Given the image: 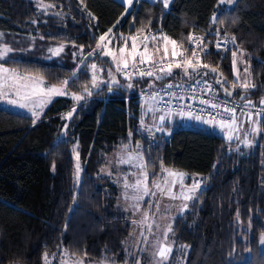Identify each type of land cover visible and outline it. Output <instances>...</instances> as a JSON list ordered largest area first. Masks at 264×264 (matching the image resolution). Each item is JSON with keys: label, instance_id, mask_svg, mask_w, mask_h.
Here are the masks:
<instances>
[{"label": "trees", "instance_id": "16d2710c", "mask_svg": "<svg viewBox=\"0 0 264 264\" xmlns=\"http://www.w3.org/2000/svg\"><path fill=\"white\" fill-rule=\"evenodd\" d=\"M217 1L174 0L165 10L160 1L138 0L122 19L124 7L118 0H0V32L21 38L20 57L4 61L9 67L37 74L48 84H61L76 71L78 78L67 90L85 94L95 60L100 67L96 74L105 81L70 120L61 117L77 105L71 96L54 98L35 127L32 118L0 107V264L15 260L43 264L45 253L47 261L51 258L58 264L64 252L73 259L82 257L84 264H100L108 258L125 263L123 246L131 221L117 203L116 187L98 173L118 146L136 144L138 139L145 160L151 157L150 179L161 176V161L166 168L186 173L188 182L192 174L204 178L199 199L189 201V209L172 221L173 240L188 246L184 264H264V144L241 156L237 141L204 128L181 126L150 140L137 131L140 102L134 96L150 83H163L174 75L162 80L133 78L138 85L133 90L109 92V69L121 84L128 80L116 73L112 60L102 52L87 55L118 20L122 32L163 30L179 45L187 43L189 33L211 29L213 37L219 28L220 37L235 35L236 45L219 54L210 47L200 59L217 73L192 77L219 87L215 81L222 74L227 80L224 87L231 88L236 79L231 53L237 51L240 57L242 51L257 85L247 98L260 101L264 98V0H236L229 9H216ZM214 12L218 19L213 25ZM59 44H65L63 51L46 60L47 49ZM81 58L85 64L78 69ZM242 92L238 87L233 96L241 98ZM65 123L70 125L66 137L61 135ZM77 144L79 184L74 182L72 154Z\"/></svg>", "mask_w": 264, "mask_h": 264}, {"label": "snow or ice", "instance_id": "6c2138e0", "mask_svg": "<svg viewBox=\"0 0 264 264\" xmlns=\"http://www.w3.org/2000/svg\"><path fill=\"white\" fill-rule=\"evenodd\" d=\"M156 2V0H154ZM236 0H219V5H222L224 3L227 4H234ZM81 3H83V0H81ZM136 3V0H122L121 6L124 7V13L121 14V18L123 19L127 14L131 13L132 6ZM171 3H174V0H163V6L164 9L167 10L169 9V6ZM89 17L92 20H95V17L89 13ZM218 16L214 12V15L212 17V24L214 25L217 22ZM225 21H220L221 24H223ZM33 23H36V21H33ZM120 23V20L117 21V25ZM115 27V25L113 26ZM113 29L109 28L107 32H105L103 35L99 37V41L97 43V48L94 49L92 52H89L87 55L88 57H91L95 54L101 53L105 56H111L112 60L116 62V71L121 72L122 75L125 77L126 80H128V83L126 85L121 84L120 81L116 78V76L113 74L111 69L108 70V76L109 80L106 82V86L108 88L109 92H113L114 90H119V89H127V90H133L136 88L138 85L134 84L132 82V78L134 76H139L141 78L147 76V77H153L155 76L156 80H162L165 77L171 76L173 74V68H181L184 71V75L189 77L190 79L193 78L192 74L195 73L197 76H204L207 77L210 73H217V68H212L210 67L209 64L202 63L200 56L201 55H208L210 53L208 44L204 43V37H194L192 33H189L187 35V40L190 42L189 47H191L192 50V57H195V62H193V59L191 58H184L183 60H176L175 58L180 56L183 57L187 49H184V51H178L179 48H183V45H177V41L174 39H170L167 35H164L162 37L163 41L165 42V47H164V56L160 58L158 61V64L161 65L158 67V72L155 70H148V71H142L137 69L134 72H128V71H122V69H128L129 68V62L128 60L124 59L123 54L125 53V48L120 47L119 52L121 56L119 59L117 58L116 54L112 51L107 49L106 46L103 47L101 46V42L105 40L107 36H109L110 33H112ZM138 32H143V29H139ZM207 34H211V29L208 30ZM3 34H0L2 36ZM215 36L217 37V40L215 42L216 46V53L219 54L220 50L223 48L225 52L228 50L229 45L231 44L232 46L236 45V36L233 35L231 39L227 37L225 34L224 39H220L219 37L221 36V29H216L215 31ZM43 39V37H41ZM130 39L132 40V46H131V51L129 52V56L133 58L132 62V67H136V62H135V57L137 55L140 56V63L144 64L147 63L148 61H152L153 57L149 52L148 45L147 43H144V51L137 53V48H138V37L137 36H131ZM144 41L146 42L149 37L144 36L143 37ZM152 40H155L156 37L153 36L151 37ZM172 45V51H171V57L173 58L172 62H169L167 64L164 63V61L168 58V44ZM195 44L196 46H193ZM64 46L60 45L59 48L53 50L49 49L50 52H52V56H58L62 51H63ZM82 49V46H81ZM13 48L9 47L7 43H4L3 45H0V59L4 58L7 56L8 53L12 52ZM159 49H157V52ZM232 73L235 76V81L231 85V90L229 88L224 87V84L227 83V80L223 77L221 74L219 78L216 79V83L220 85V87L223 89L225 95L227 96H232L233 91L237 89L238 87L243 90L242 95H241V100L244 101V104L241 108V112H244V109H251V108H256V105L253 103L251 99H248V95L250 94L251 91H254L257 89V85L252 82V72L250 70V67H244L243 69V81L241 77V73L239 69L237 68V51H232ZM244 56V53L241 51L240 53V63L244 64L246 61L242 58ZM52 58V57H49ZM73 58L76 59V53H73ZM223 59V57H221ZM85 64L84 58L80 59V63L77 65V68L80 69L82 65ZM91 69L93 70V74L91 77V86L88 87L87 85L84 86V93L85 94H79L77 92H71L69 93L67 90V86L72 83L74 79L78 78V72L73 71L71 73V76L68 79H65L61 82V85L58 87L56 85H52L50 87H44V80L42 77H33L31 74H26V75H20L18 73V70L16 69H9L3 66V64H0V99H5L8 94L14 93L17 97H20L24 102L20 103V100L17 99H12L9 100L8 103L11 105H18L21 108L28 109L31 112V117H32V126L35 127L38 122L41 119V114L44 112L45 106L52 100L53 97L57 96H66V95H71L73 100L77 102V105L74 106L70 111H68L62 119L65 120H70L73 118L74 113L78 112L79 107H83L87 105L88 102V97H92L94 94H98V90H100V85L105 83L104 80L100 79L97 74H96V69H97V64L93 63L91 64ZM208 69L209 71L207 72H200V69ZM102 70V69H101ZM191 70V71H190ZM242 81V82H241ZM196 83H201L199 79L196 80ZM203 84L207 85L206 91H212L214 92L215 89L212 88V85L209 84L207 79H204L202 81ZM149 88H152L153 85L150 83L148 85ZM172 85L168 84L165 85L164 88H171ZM179 87V86H178ZM164 88H162L160 91L164 92ZM194 91V89H193ZM141 95H145L144 90H141ZM160 94L159 92H153L152 93V99H156ZM165 96H173L175 99L183 102L185 97L183 95H177L176 93H168L164 92ZM189 99L195 100L199 99L196 96H191ZM83 101V105H80L79 102ZM161 101L163 103H166L168 105H171L172 101L167 100L163 101L161 98ZM199 102L204 105H208L212 109H219L223 107V111L227 112L230 114V119H217L216 116L217 114H209L210 118L208 119H202L201 116L197 115L193 117L195 120L200 121L202 123L211 125L215 127L216 125H219L220 129H227V131L224 132V136L227 138L229 142L233 140H238L240 143L245 145V147H250L254 141L249 139V133L251 134H257L258 132L264 130L260 128V125L262 123V117H264V107L259 108L256 110L255 114L252 111H248L246 113L247 120L249 121V128L246 129L243 133L244 138L241 140L240 139V128L243 127L244 122L240 121L239 124H237V109L234 107L228 106L226 103L221 105L220 103H215L211 100H205V99H199ZM260 105H264V98H261L259 101ZM190 107V106H189ZM147 111H154V108L150 105L147 109ZM169 111H173V109H169ZM201 111H204V109H201ZM180 115H186L188 117H192L191 111L185 112L183 110V107L180 108L179 111ZM255 115V119H253V116ZM165 119V116H160L159 120L163 121ZM70 125L68 123L64 124V131L61 133L62 136H67V131L69 129ZM157 131H163L162 127H157ZM139 132L147 131L149 133L152 132V126L145 125L143 116L141 117V125L140 128L137 129ZM132 136V131L129 132V137ZM150 140H155L154 136L149 137ZM78 148V144L73 148V156L76 161L75 163V173H74V182L76 184H79L81 182V172H82V167H81V162H80V154L76 150ZM122 148L124 150H127L129 148L128 144L122 145ZM141 145L137 143L136 149H140ZM238 150V149H237ZM151 157H149V160H145V156L143 152L140 151H126L123 156L120 157L118 160V163L120 164H129L134 168L140 169L139 175H137L136 172H130L124 176L123 179V188L125 191L122 193L124 198L126 200H131L133 203L129 205V207L133 208L135 212L141 211V206H140V201L144 200L145 196H156V191L150 190L148 186V176L149 172L147 170L148 168V163L150 162ZM135 161H138L139 163H134ZM216 165H214V168ZM53 170L55 169V163L52 165ZM161 170L163 172H167L169 176L175 178L179 177L180 178V191L179 194L177 195L172 191V188L169 187L167 189L163 188L160 183H155V188L159 190V192L164 195V196H169L171 199L176 200V199H182L184 203L182 206L178 209L180 214H183L186 210L189 209V201L195 202L196 200L199 199V195L203 193L205 190V183H204V178L203 177H197L193 176L191 177L192 179V184L190 186H186L184 181L188 179V175L184 172H179V171H172L170 169L164 168L163 166V161H161ZM102 172L104 171L103 169L101 170ZM108 175H111L109 172ZM129 176L135 177L134 182L129 181ZM140 177H143L141 179ZM168 181L165 180V184H167ZM176 180H172V185L175 186ZM131 189L135 195H129L128 191ZM75 199V198H74ZM149 205H152L155 203V206L157 208L160 207V202L157 201H152L149 200L147 201ZM127 211V209H126ZM237 220H239V212H237ZM149 221V213L147 210L144 211L143 213V219L142 220H133V224H147L148 225V231L152 232V223H148ZM154 223V222H153ZM159 226L157 225V228ZM251 227V225H249ZM172 225L169 224L168 227L164 230L163 232V240H155V242L151 245L152 247V252L151 256L153 260L155 261V264H166V262L169 261L170 254L173 251V246L171 244H166L164 241L168 240L169 234L172 233ZM131 235V234H130ZM140 235L143 237L144 243L148 244L149 243V237L144 235L143 229H141ZM261 242L264 243V235L261 236ZM139 243V240L137 241ZM184 247V246H181ZM67 251V250H65ZM140 252H148V248H140ZM126 255L132 257V260L134 261V264H142L141 258L137 255L136 251L125 249ZM72 256H76L75 253L71 254ZM85 256L87 253L84 254ZM158 258V259H157ZM45 264H47V254H44L43 257ZM111 260V258H108L107 260L101 261V264H108V261ZM12 264H19V260L12 261ZM64 264H68L67 261H64ZM72 264H84V260L82 257H76L75 260L72 261ZM125 264H129L128 261L125 262Z\"/></svg>", "mask_w": 264, "mask_h": 264}, {"label": "rangeland", "instance_id": "374dc122", "mask_svg": "<svg viewBox=\"0 0 264 264\" xmlns=\"http://www.w3.org/2000/svg\"><path fill=\"white\" fill-rule=\"evenodd\" d=\"M118 1H120L122 3V0H118ZM136 1H138V0H136ZM218 4H219V0L217 1L216 9H218L220 7H223L225 9H229L234 5V4L224 3L222 5H219V7H218ZM121 25H122V22H120L118 25L116 24L115 27H113V26L110 27L113 29V31H112V33L109 34V36H107L105 38V40L103 42H101V46H102V49L104 46H106L107 49L112 50L116 54L118 59L121 56L119 49H120V47H124L125 53L123 54V57H124V59L128 60V62H130V60L132 59V57L129 56V52L131 51V46H132V40L130 39V37L131 36H137V34L140 32H138V31L122 32L119 30ZM107 31H108V29H107ZM107 31H105V32H107ZM143 32H144V36L149 37L148 41L151 40V37H153V36H155L156 38L162 39V31H156V30L148 31L145 28V30H143ZM0 34H3L2 36H0V45L7 43L9 47L13 48L12 52L8 53L7 56L0 59V64H3V66L6 68L14 69L12 67H9L4 61L9 57H14V56L20 57L19 52H21V49L19 48V43L21 41V38L14 37L13 35L4 34L2 32H0ZM103 34H101V35H103ZM137 43H138V45L142 44L139 42V37H138ZM61 45L64 46L65 44H61ZM59 47H60V44L56 45V46L49 47L47 49V53L45 54V59L50 60V59L54 58L52 56V52H50L49 49L55 50ZM140 50H141V47L138 46L137 53H139ZM49 57H52V58H49ZM108 57L112 60L111 56H108ZM239 58L240 57H238V60H237V68H239V71L241 73V77L243 78V76H244L243 69H244V67H247V65L245 63L241 64ZM112 62L114 64V67L116 70V62H114L113 60H112ZM93 63H96V61L94 60L91 64H93ZM99 70H100V67L97 64L96 72H98ZM18 73L20 75L31 74L33 77H40L37 74L25 73V72H21L19 70H18ZM116 73H117V71H116ZM52 85H56L59 87L61 84H48L44 81L43 86L44 87H50ZM68 96H71V95H66L65 97H68ZM57 97H61V96H57ZM54 98H56V97H53L52 100ZM12 99L20 100V103L24 102L20 97H17L14 93L10 92L5 99H0V107L7 109L9 111H13L16 113L26 115V116L32 118L31 112L28 109L21 108L18 105H11L10 103H8V101L12 100ZM51 101L45 106V109L48 107V105L51 103ZM139 104H140V106H139V109H140V116H139L140 125H141V117L143 116L144 124L152 126V132L151 133H149L147 131H143L141 133L148 135V136H154L157 134L167 136V126L165 124H162V121L159 120V117L165 116V118H166L168 116V114H164V113L159 112L156 109L155 103L152 99L142 100ZM150 105L154 108V111H147V109ZM43 114H44V112L41 115H43ZM169 117H170L169 123L171 125H173L178 120V118H180L179 121H182L183 124L184 123L189 124L191 119H192V117H188L186 115L183 116L180 114H171ZM183 117H185V118H183ZM198 122H200V121H198ZM157 127H162L163 131H157L156 130ZM139 128H140V126H139ZM140 141L141 140L138 139L137 143L140 144ZM137 143L136 144L129 143L128 144L129 148L127 150H124L122 148V146H118V148L113 153V155L110 156L108 158L107 162L102 166V168L100 169V171L98 173V176L107 177L109 179V181L116 187L117 192H118V197H119V200L117 203L123 209V211L126 213V215L129 217V219L131 221V225H132L131 232H130L131 235L128 236V238L126 239L124 246H123V252H124V256L126 258L125 262L128 261L129 264H134L132 257L126 255L125 249H129V250L136 251L137 255L142 260V264H155V261L153 260V258L151 256V252H152L151 245L157 239L163 240L164 230L168 227L169 224L172 225V221L176 216L180 215L178 209L182 206L184 201L182 199L173 200L169 196H164L159 192V190H157L155 188L154 185H155V183L158 182L161 184V186L163 188L167 189V188L171 187L172 191L174 193H176L177 195L179 194L180 178L179 177L173 178V177L169 176L167 172L162 171L161 176L157 177V179H150V177L148 176V186H149L150 190L156 191V193H157L156 196H154V197L151 195L145 196L144 200L139 202L140 206H141V211H139V212H135L133 208L129 207V205L132 204L133 202L131 200H126L124 198V196L122 195V193L125 191V189L123 188V179H124V176L130 172H136L137 175H139L140 169L134 168L129 164H120V163H118V160L120 159L121 156H123L125 154L126 151H133V152L140 151V152H142L141 148L136 149ZM236 148L238 149L239 154L241 156L247 152V150L244 151L242 149V147H240L239 145H237ZM72 154H73V152H72ZM74 163H76L75 159H74ZM134 163H139V162L135 161ZM164 168H166V167H164ZM102 169L104 170L103 172L101 171ZM167 169H170V168H167ZM170 170L178 171L176 169H170ZM109 172L111 173V175H108ZM74 173H75V171H74ZM193 176H196V175L192 174L191 177H193ZM140 178L143 179V177H140ZM173 179L176 180L175 186L172 185ZM134 180H135V177L129 176L130 182H134ZM165 180L168 181L167 184H165ZM184 183L186 186H190L192 184V179L190 182H188L186 179L184 181ZM127 191H128V194L130 196L136 194L131 189H129ZM149 200H152V201L158 200L160 202V207L157 208L155 206V203H153L152 205H149L147 203V201H149ZM126 209H127V211H126ZM145 210H147L149 213L148 223H152V229H153L152 232H149L147 230L148 229L147 224L140 225V224H133L132 223L133 220H142L143 219V213ZM157 225L159 226L158 228H157ZM141 229H143L144 235L149 237V243L148 244L144 243L143 237L140 235ZM138 240H139V243H137ZM164 242L166 244H171L173 246V251L170 254L169 261L166 262V264H169L170 262L171 263L173 262V264H184V261H185L186 255H187V249H188L187 244H185V243L176 244L175 241L173 240L172 233L169 234L168 240H166ZM181 246H184V247H181ZM140 248H148L149 251L148 252H140L139 251ZM73 260H75V259L69 257L67 252H64L62 258L59 259L58 264H64V261H67L68 264H72ZM43 264H45L44 259H43ZM47 264H53V261L51 260V258L47 261ZM94 264H98V263H94ZM108 264H118V263L108 261ZM123 264H125V263H123Z\"/></svg>", "mask_w": 264, "mask_h": 264}, {"label": "built area", "instance_id": "2783aa9c", "mask_svg": "<svg viewBox=\"0 0 264 264\" xmlns=\"http://www.w3.org/2000/svg\"><path fill=\"white\" fill-rule=\"evenodd\" d=\"M207 33L208 31H205L202 33H195L193 35L194 37H204V43L208 44L209 50H210V47H212L213 50L216 51L215 42L217 40V37L216 36L211 37L210 34H207ZM137 37H139L140 43L143 42L144 32L138 33ZM224 37L225 36L219 37V38L224 39ZM228 38L230 40V37ZM189 44L190 42L187 41V43L183 45V48H179L178 51H184V49H187V51L185 52L183 57H180V56L176 57L175 58L176 60H183L184 58H191L193 59V62H195V57H192V50H191V47H189ZM193 46H196V45L193 44ZM160 58L153 59L152 61H148L147 63L141 64L139 62L141 58L139 55H137L135 57L136 67L135 68L132 67V62H133V58H132L131 63L129 64V68L122 69V71L134 72L137 69L142 70V71L155 70L157 74H159L158 67L161 65L158 64V61L160 60ZM172 61H173V58L171 57V54H170L168 55V58L164 61V63L167 64ZM117 73L123 76L121 72H117ZM173 75L174 77L172 79L164 81L163 83L155 84L153 85L152 88H149L148 86L141 88L135 94L134 96L135 99H137L139 102H141L142 100L152 99L151 98L152 93L159 92L160 95L156 97V99H152L155 103L156 109L159 112L168 114V116L171 114H179L180 108L183 107V110L185 112L191 111L193 117L199 115L202 117V119H208L210 118L209 114H217V113H218V115L216 116L217 119H230V114L227 112H224L223 107L219 109H212L208 105L201 104L199 102V99L211 100L215 103H220L221 105L226 103L228 106L234 107L237 109V118L241 115L246 116V113L248 111H252L255 114L257 109L264 107V105H260L259 101H253V103L256 105V108H251V109L246 108L244 109V112L242 113L240 110L244 104V101L241 100V98H236L234 96L233 97L226 96L220 91L219 87L215 85L214 83L209 82V84L212 85V88L215 89V91L214 92L206 91L207 85L202 83L204 79L201 77H194L190 79L189 77L184 75L183 69L175 68V67L173 68ZM133 78H141V77L134 76ZM143 78H151V77L145 76ZM197 79H199L201 83H196ZM168 84H171L172 87L164 88V86ZM162 88H164V92L176 93L177 95H183L185 97L184 101L181 102L175 99L171 95L165 96L164 92L160 91ZM141 90H144L145 95L143 96L141 95ZM191 96H196L199 99H195V100L189 99V97ZM161 98L163 99V101L171 100L172 101L171 105L163 103L161 101ZM170 108L173 109V111H169ZM201 109H204V111H201ZM253 117H255V115Z\"/></svg>", "mask_w": 264, "mask_h": 264}, {"label": "crops", "instance_id": "0c3cea01", "mask_svg": "<svg viewBox=\"0 0 264 264\" xmlns=\"http://www.w3.org/2000/svg\"><path fill=\"white\" fill-rule=\"evenodd\" d=\"M149 1H153L154 2V0H149ZM156 1H160V2L163 3V0H156ZM156 31H162V37L164 35H167L163 30H156ZM169 38L172 39L171 37H169ZM143 42L144 43H147L149 52L152 55L153 59H157V58H160V57H163L164 56L165 42L163 41V39L156 38L155 40H152L151 39L149 41L147 40L146 42L145 41H143ZM143 42H141L142 44L139 45V47H141V50L139 52H143L144 51V43ZM177 45L179 46L178 43H177ZM53 46H56V45H53ZM167 48H168V55H170L171 54V51H172V45L169 43L167 45ZM157 49H159L158 52H157ZM178 50H179V47H178ZM131 60H130L129 64L131 63ZM169 116H167L162 121V124H165L167 126V135L170 133V131L174 127H177V126H181V127H200V128L207 129V130H209V131H211V132H213V133H215V134H217V135H219V136H221V137H223V138H225L227 140V138L224 136V132L227 131V129H223L222 130V129H220L219 125H216L215 127H213L211 125H208V124H205V123H202V122L200 123V122L196 121L193 118V116H192V119H191V121H190L189 124H185V123L183 124L182 121H179L180 118H178V120L173 125H171L169 123V118H170ZM183 118H185V117H183ZM253 119H255V117H253ZM240 121H243L244 122L243 127L240 128V139L242 140L244 138V136H243L244 131L246 129H248L250 125H249V121L247 120V117L244 116V115H241V116H239L237 118V124H239ZM260 128L261 129H264V117H262V123L260 125ZM248 138L254 141V143L250 147H245V145H243L242 143H240L238 140H233V141H237V144L240 147H242V149L244 151L245 150L248 151L250 148H252L253 146H255L256 144H258L260 142L264 144V130L258 132L257 134H251V133H249V137ZM179 172H182V171H179Z\"/></svg>", "mask_w": 264, "mask_h": 264}, {"label": "water", "instance_id": "95a60500", "mask_svg": "<svg viewBox=\"0 0 264 264\" xmlns=\"http://www.w3.org/2000/svg\"><path fill=\"white\" fill-rule=\"evenodd\" d=\"M226 88H228V87H226ZM219 89H220V91L223 93V94H225L224 93V91H223V89L219 86ZM229 90H231V88H229ZM233 93H234V91H233ZM227 96V95H226ZM228 97H233V95L232 96H228Z\"/></svg>", "mask_w": 264, "mask_h": 264}, {"label": "clouds", "instance_id": "9594fccd", "mask_svg": "<svg viewBox=\"0 0 264 264\" xmlns=\"http://www.w3.org/2000/svg\"><path fill=\"white\" fill-rule=\"evenodd\" d=\"M9 264H12V261H10ZM19 264H23V261L19 260Z\"/></svg>", "mask_w": 264, "mask_h": 264}]
</instances>
